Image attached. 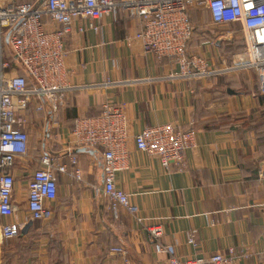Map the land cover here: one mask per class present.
I'll return each instance as SVG.
<instances>
[{"label":"crops","instance_id":"0c3cea01","mask_svg":"<svg viewBox=\"0 0 264 264\" xmlns=\"http://www.w3.org/2000/svg\"><path fill=\"white\" fill-rule=\"evenodd\" d=\"M192 19L196 30L187 51L217 72L201 79L185 78L170 59L145 52L135 37L141 21L127 11L105 16L100 33L89 28L68 38L65 65L73 90L60 112L47 100H31L47 107L45 140L41 153L33 154L29 143V156L17 159L15 199L26 209L31 174L45 154L70 171V157L76 156L82 180L59 176L53 219L41 228L47 246L32 250L38 258L23 264H124L111 252L114 246L127 250L130 264H170L172 257L187 261L231 251L238 264H264V95L258 74L235 67L244 34L236 33L237 51H231L226 42L219 43V27L209 14L201 18L193 12ZM108 102L126 105L132 135L128 168L117 173V188L130 195L148 226H162L161 241L173 255L157 252L148 232L125 211L119 219L113 216L103 194V152H76L70 145L78 118L99 115ZM50 111L59 127L49 119ZM164 124L197 132L183 170L168 171L159 158L135 146L134 137L143 129ZM193 233L201 247L189 243Z\"/></svg>","mask_w":264,"mask_h":264},{"label":"built area","instance_id":"2783aa9c","mask_svg":"<svg viewBox=\"0 0 264 264\" xmlns=\"http://www.w3.org/2000/svg\"><path fill=\"white\" fill-rule=\"evenodd\" d=\"M202 10L207 11L217 27L235 24L242 27L245 50L237 53L233 61L236 68L257 72L259 91L264 95V0H43L36 3L0 0V244L20 237L31 222L47 223L53 219L51 204L57 200L59 176L65 174L76 181L82 180L83 172L76 156L70 157L73 168L70 171L67 164L45 154L31 174L26 209L15 199L13 168L18 158L29 156L30 150V137L25 130L28 121L19 113L27 110L32 99L47 100L58 106L73 90L67 82L65 65L68 38L89 28L100 33L105 16L127 11L132 19L141 21L135 37L142 42L145 52L170 59L181 68L185 78L201 79L217 74L210 70L205 58L189 55L187 51L196 29L192 13ZM52 120L53 126L59 127L58 118L53 115ZM71 136L73 149L103 152V194L110 201L113 216L119 219L125 211L148 232L157 252L173 255V248L161 241L162 226H148L130 195L115 183L117 173L128 168L130 158L127 145L132 135L126 105L108 102L99 115L78 118ZM196 136L194 129L183 131L164 124L143 129L134 141L137 150L159 158L168 171L175 166L183 170L185 154L196 146ZM189 243L201 247L194 233ZM111 252L124 264H130L125 248L114 246ZM237 258L231 251L229 256L214 253L187 261L172 257L169 263L238 264Z\"/></svg>","mask_w":264,"mask_h":264},{"label":"rangeland","instance_id":"374dc122","mask_svg":"<svg viewBox=\"0 0 264 264\" xmlns=\"http://www.w3.org/2000/svg\"><path fill=\"white\" fill-rule=\"evenodd\" d=\"M207 15L208 13L206 10L199 11V17L203 18V16ZM217 31L221 37L223 36V41L228 45L232 44L234 48H236V33L238 32L243 34L242 27L240 25H237L236 28L235 25L219 26ZM228 33L231 35H228ZM28 105L27 110L23 111V113L21 112L23 115L21 114L20 116L22 119L25 118L30 125L29 131L27 132L30 137V151L33 154L34 152L41 153L42 144L45 140L44 124L47 122V107L41 103L35 104L34 101H31ZM41 228L42 223L38 222L34 225L26 237H22L23 235H21L20 237L15 238V240L2 242L0 244V264H23L26 259H37L38 254H35L32 250H37L42 248V246H47L46 238H44L45 234H41Z\"/></svg>","mask_w":264,"mask_h":264},{"label":"trees","instance_id":"16d2710c","mask_svg":"<svg viewBox=\"0 0 264 264\" xmlns=\"http://www.w3.org/2000/svg\"><path fill=\"white\" fill-rule=\"evenodd\" d=\"M191 19H192V17H191ZM192 21H193V24H194V20L192 19ZM195 25V24H194ZM196 27V26H195ZM196 30V29H195ZM195 33V32H194ZM244 34V33H243ZM194 35V34H193ZM195 36V35H194ZM193 36V37H194ZM237 40V39H236ZM244 41V42H243ZM242 44H243V46H241V48H240V46H239V48H237L240 52H242V51H244L245 50V46H246V41H245V36L243 37V39H242ZM238 43H239V45L241 44V40L240 39H238ZM231 46V47H230ZM229 49L228 50H231V51H237L236 50V48H234L233 47V45L231 44H229L228 46H227ZM189 54V53H188ZM237 54V53H236ZM67 100H65V101H63L61 104L59 103V105H58V111L60 112V109L62 108V107H64L65 106V102H66ZM67 105V104H66ZM74 128H75V125L72 127V130H74Z\"/></svg>","mask_w":264,"mask_h":264},{"label":"water","instance_id":"95a60500","mask_svg":"<svg viewBox=\"0 0 264 264\" xmlns=\"http://www.w3.org/2000/svg\"><path fill=\"white\" fill-rule=\"evenodd\" d=\"M43 0H40V2H42ZM8 40V39H7ZM222 38H220V40H219V43L220 42H222ZM9 41V40H8ZM231 92V91H230ZM233 94V93H232ZM50 118H52V112L50 111L49 112V119ZM51 120V119H50ZM50 123H51V121L50 122H48V124H47V128H46V135H47V133H48V130H49V126H50ZM88 151V149H86V148H78L77 149V151L76 152H87ZM33 225V223L31 222L30 224H28L24 229H23V231H22V234L21 235H23V236H25L28 232H29V230L31 229V226Z\"/></svg>","mask_w":264,"mask_h":264}]
</instances>
